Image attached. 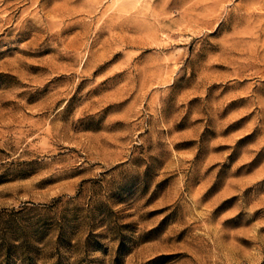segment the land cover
<instances>
[{"label": "rangeland", "instance_id": "1", "mask_svg": "<svg viewBox=\"0 0 264 264\" xmlns=\"http://www.w3.org/2000/svg\"><path fill=\"white\" fill-rule=\"evenodd\" d=\"M0 264H264V0H0Z\"/></svg>", "mask_w": 264, "mask_h": 264}]
</instances>
